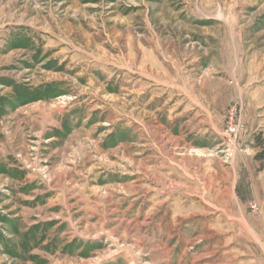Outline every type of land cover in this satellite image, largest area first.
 <instances>
[{
	"label": "rangeland",
	"instance_id": "374dc122",
	"mask_svg": "<svg viewBox=\"0 0 264 264\" xmlns=\"http://www.w3.org/2000/svg\"><path fill=\"white\" fill-rule=\"evenodd\" d=\"M257 137L264 0H0V264H264Z\"/></svg>",
	"mask_w": 264,
	"mask_h": 264
},
{
	"label": "trees",
	"instance_id": "16d2710c",
	"mask_svg": "<svg viewBox=\"0 0 264 264\" xmlns=\"http://www.w3.org/2000/svg\"><path fill=\"white\" fill-rule=\"evenodd\" d=\"M255 141L258 144L257 146L259 148V152L255 155L254 160L263 161L264 160V139L257 137Z\"/></svg>",
	"mask_w": 264,
	"mask_h": 264
},
{
	"label": "built area",
	"instance_id": "2783aa9c",
	"mask_svg": "<svg viewBox=\"0 0 264 264\" xmlns=\"http://www.w3.org/2000/svg\"><path fill=\"white\" fill-rule=\"evenodd\" d=\"M237 128L241 129V128H242V126H239V125H238V127H237ZM232 131H235V129H234V130H232Z\"/></svg>",
	"mask_w": 264,
	"mask_h": 264
}]
</instances>
